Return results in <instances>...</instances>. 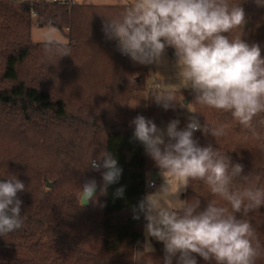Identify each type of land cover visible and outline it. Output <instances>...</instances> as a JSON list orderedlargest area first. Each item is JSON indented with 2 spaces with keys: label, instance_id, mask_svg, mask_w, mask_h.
Returning <instances> with one entry per match:
<instances>
[{
  "label": "trees",
  "instance_id": "1",
  "mask_svg": "<svg viewBox=\"0 0 264 264\" xmlns=\"http://www.w3.org/2000/svg\"><path fill=\"white\" fill-rule=\"evenodd\" d=\"M230 3L243 8L245 24L228 34L229 38L258 44L264 56V0ZM129 4L0 0V82L6 83L0 86V137L7 139L12 150L22 141L41 146L43 154L41 163L36 161L1 178L15 175L25 184V191L17 194L23 202V226L0 236V264H162L161 243L156 242L150 253L144 250V214L138 211L139 202L145 198L147 172L160 169L134 138L131 121L135 115L128 105L137 92L147 95L148 108L141 115L157 127L161 120H178V129L185 125L182 117H175L181 106L165 110L154 99L173 92L179 102L181 96L190 95L200 123L223 129L217 137L196 131L194 138L201 146L212 143L233 163L243 165L242 173L233 180L234 187L264 190V112L245 127L230 112L196 103L192 90L149 87V67L131 65L130 57L122 55L117 42L109 40L103 31L107 21L118 19ZM34 22L63 33L67 29L68 41L32 42ZM166 51L177 59L173 48ZM28 60L33 62V72L28 80L20 79V66ZM82 86L92 89V104L86 106L89 115L66 107L65 94ZM52 87L56 88L53 93L49 91ZM105 150L113 154L122 175L118 183L107 187L106 194H101V173L89 164ZM14 156L9 152L3 163L0 157L1 171L12 162L13 169L20 167L21 160H13ZM91 178L98 183L95 195L99 203L89 202V206L82 207L77 195L81 185ZM45 179L53 181L52 188L42 187ZM120 187L124 195L116 197ZM183 197L192 202L199 200L202 208L215 202L230 209L199 180L190 182ZM94 208L96 218L92 217ZM237 215L255 229L264 253V206ZM197 260L198 264H206L198 256ZM256 264H264V254Z\"/></svg>",
  "mask_w": 264,
  "mask_h": 264
},
{
  "label": "clouds",
  "instance_id": "2",
  "mask_svg": "<svg viewBox=\"0 0 264 264\" xmlns=\"http://www.w3.org/2000/svg\"><path fill=\"white\" fill-rule=\"evenodd\" d=\"M243 24V8L230 0H131L118 19L107 21L103 31L109 40L117 42L122 55L141 65L159 63L166 48H173L177 78L183 88L192 90L195 102L230 112L247 127L264 112V56L258 44L229 38L228 34ZM154 100L165 110L177 104L184 107L173 92ZM131 123L135 126L134 138L144 145L164 179L156 192L138 204L147 221L146 238L163 243L162 264H198L197 256L206 264H256L264 253L255 229L237 214L246 215L264 206V190L234 187L233 180L242 173L243 165L233 163L212 143L201 146L194 138L196 131L220 136L222 127L202 125L194 116L184 129H178L179 121L173 120L163 131L143 115H137ZM89 167L101 173V194H106L107 187L118 183L122 175L117 160L106 150L91 158ZM169 178L177 182L174 192ZM193 180L206 184L230 209L215 202L202 208L199 200L180 199V192ZM97 187L95 178L81 185L82 207L99 203ZM23 191L25 184L15 175L0 179V236L23 226V202L17 195ZM123 195V187L116 189V197ZM133 218L139 219V215ZM144 250L154 251L150 241Z\"/></svg>",
  "mask_w": 264,
  "mask_h": 264
},
{
  "label": "rangeland",
  "instance_id": "3",
  "mask_svg": "<svg viewBox=\"0 0 264 264\" xmlns=\"http://www.w3.org/2000/svg\"><path fill=\"white\" fill-rule=\"evenodd\" d=\"M79 3L81 2H85V3H90V4H104V3H131V0H75ZM35 20V18H34ZM36 21V20H35ZM67 33V29L64 30V33L53 27L50 25H46V26H40L37 23H33L32 28H31V40L34 43H39V42H44V41H50V40H56L59 42H63L66 43L68 41V37H66ZM31 61H26L24 62L20 67V79H24V80H28L31 76V73L33 71H30L32 68L31 65ZM141 65L139 63H136L134 61L131 62V65ZM149 67V72L147 75V85L150 87L154 82L158 83V88H156L157 90H171V91H179V92H183V91H191V89L189 88H183V85L181 83V81L177 78L178 75V66H177V59L173 60L167 53V51L165 50V53L163 54L161 61L159 63H153V64H149L147 65ZM2 66H0L1 68ZM29 77V78H28ZM8 85V84H7ZM0 86H6L5 82H0ZM56 90V88H51L49 89V91H51L52 93ZM74 92H69L65 94V99H66V107L69 111L71 112H78L81 114H85V115H89L90 112L88 111V109L86 108V106H91L90 104H92V89L90 87H79L76 88ZM188 96V95H186ZM186 96H181L179 98V101H182ZM101 101V98L99 99ZM184 107H180V110L176 113L175 117H182L184 119V127L187 125V123L189 122L191 117H195V112L193 109V106L191 104V100H189V102L187 104H183ZM129 109L132 110L134 112V117H136L137 115H141V113L145 112L148 108V101H147V95L146 92H137L132 96V99L129 102ZM155 107L157 108L158 111L161 110L159 105H155ZM80 108V109H78ZM169 120H161L159 122L158 125V129H161L163 131H166L167 129V125L169 124ZM182 127V129L184 128ZM20 141L18 143V146L16 147L15 150H12L7 143V139L0 137V157L2 158L1 162L3 163L5 161L4 156H6L7 154H9V152H14L15 156L13 160H17V162H19L20 160V167L18 169H13L12 168V163H9L4 169V171L0 170V179L3 176H6V174L12 173L16 170H19L20 168H23L24 166H28V165H32L34 164V162H38L41 163L42 160V148L41 146L36 147L34 146V143H26ZM14 149V148H13ZM49 180V179H47ZM155 181L158 186L155 188H151V187H147L146 188V193H145V197L148 194L154 193L156 192L160 186L164 183V179L163 176L161 175L160 171H155V170H149L147 172V182L148 181ZM52 182V186H53V181L49 180ZM45 182V181H44ZM169 182L172 186V190L173 192L176 189V180L175 178H169ZM29 187V185H27ZM51 186V188H52ZM45 190H48L50 188H47L45 186V183H43L42 186ZM184 191H181L179 196L180 199H185L183 197ZM80 194H81V190L78 192L77 195V201H78V205H81L79 202V198H80ZM186 200V199H185ZM90 203H88L89 206ZM97 210V207H96ZM95 208L92 211V217L96 218V214H95ZM97 212V211H96ZM97 214L99 215V211L97 212ZM97 215V217H98ZM147 221L144 217V222H143V235H144V247L147 241H150L153 249L155 248V244L156 242H159L157 240H155L154 238L151 237H147L146 238V233H145V225H146ZM163 245L162 242H159Z\"/></svg>",
  "mask_w": 264,
  "mask_h": 264
},
{
  "label": "water",
  "instance_id": "4",
  "mask_svg": "<svg viewBox=\"0 0 264 264\" xmlns=\"http://www.w3.org/2000/svg\"><path fill=\"white\" fill-rule=\"evenodd\" d=\"M189 100H190V95H188V96H186L182 101H183V104H187L188 102H189ZM45 186L47 187V188H51V186H52V182L51 181H49V180H47V179H45ZM97 190H98V187H97ZM96 190V191H97ZM88 205V204H87ZM86 205V206H87Z\"/></svg>",
  "mask_w": 264,
  "mask_h": 264
},
{
  "label": "built area",
  "instance_id": "5",
  "mask_svg": "<svg viewBox=\"0 0 264 264\" xmlns=\"http://www.w3.org/2000/svg\"><path fill=\"white\" fill-rule=\"evenodd\" d=\"M157 86H158V83H157V82H154V83L151 85L152 88H158ZM185 127H186V126H185ZM185 127H184V128H185ZM184 128H183V129H184ZM157 186H158V184H157L155 181L150 180V181L147 182V187L155 188V187H157Z\"/></svg>",
  "mask_w": 264,
  "mask_h": 264
},
{
  "label": "crops",
  "instance_id": "6",
  "mask_svg": "<svg viewBox=\"0 0 264 264\" xmlns=\"http://www.w3.org/2000/svg\"><path fill=\"white\" fill-rule=\"evenodd\" d=\"M67 1H71V2H74V3H79L75 0H67ZM81 3H85V2H81ZM87 4H90V3H87ZM104 4H110V3H104ZM112 4H127V3H112ZM130 62H132V60L130 59ZM133 65V64H132ZM133 66H139V65H133Z\"/></svg>",
  "mask_w": 264,
  "mask_h": 264
}]
</instances>
